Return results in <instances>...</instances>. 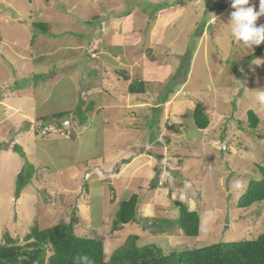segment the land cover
Listing matches in <instances>:
<instances>
[{"label":"rangeland","instance_id":"374dc122","mask_svg":"<svg viewBox=\"0 0 264 264\" xmlns=\"http://www.w3.org/2000/svg\"><path fill=\"white\" fill-rule=\"evenodd\" d=\"M259 3L250 0L257 11ZM231 4L0 0V97L32 107L26 117L9 111L0 125L2 136L9 131L0 152L7 145L0 243L5 233L24 244L33 226L73 221L75 234L103 240L109 258L132 235L166 253L264 232V201L236 203L260 177L255 164L264 165V42L249 51L231 36ZM130 79L144 81V91L131 93ZM91 101L80 121L73 111ZM197 103L209 119L203 129L193 121ZM63 111L71 112L64 129L41 125L40 116ZM133 193L136 220L112 232L115 211ZM183 202L201 216L198 236L177 225L143 230L152 218L174 221Z\"/></svg>","mask_w":264,"mask_h":264},{"label":"trees","instance_id":"16d2710c","mask_svg":"<svg viewBox=\"0 0 264 264\" xmlns=\"http://www.w3.org/2000/svg\"><path fill=\"white\" fill-rule=\"evenodd\" d=\"M128 90L131 93L143 92L144 82L140 81L138 87L130 83ZM93 104L92 102L86 108L75 109L73 115L83 121L85 118L83 114L92 110ZM193 110L194 124L199 129L205 128L209 124V119L201 103H197ZM69 114H71L69 111L56 112L40 116L39 119L44 122L41 125L45 128L55 126L64 129L63 122L69 119ZM257 123L258 117L255 112L249 110L250 129H254ZM38 129L39 127L35 128V131ZM45 133L50 132L46 130ZM129 161L130 159L126 163ZM255 168L260 177L248 183L244 194L236 201L239 208L264 201V165L255 164ZM157 177L158 174L151 181L153 187L158 181ZM21 181L20 174L19 184ZM137 199H139L138 195L133 193L121 201L112 220V232L119 231L123 225L136 220L139 205ZM176 208L178 214L174 221L167 218H152L150 225L142 226L143 230L152 228L156 224H164L167 227L177 225L184 235L198 236L201 218L199 212L190 209L184 202ZM136 239H138L137 235L129 236L128 241L116 248L107 258L103 240L75 234L73 221L57 223L42 229L33 226L24 235V244H19L15 238L5 233L4 240L0 243V264H264V232L254 239L212 243L198 248L171 247L166 253L163 251L165 248L155 242L138 246Z\"/></svg>","mask_w":264,"mask_h":264},{"label":"clouds","instance_id":"9594fccd","mask_svg":"<svg viewBox=\"0 0 264 264\" xmlns=\"http://www.w3.org/2000/svg\"><path fill=\"white\" fill-rule=\"evenodd\" d=\"M231 7L234 9L230 14L231 36L245 49L254 50V46L264 42V24L257 26L256 23L258 18L264 15V3L260 0L258 11L250 5V0H232ZM259 99L264 101V93ZM234 187L242 189L243 185L237 181Z\"/></svg>","mask_w":264,"mask_h":264},{"label":"crops","instance_id":"0c3cea01","mask_svg":"<svg viewBox=\"0 0 264 264\" xmlns=\"http://www.w3.org/2000/svg\"><path fill=\"white\" fill-rule=\"evenodd\" d=\"M179 5V4H178ZM167 7V6H166ZM163 8H165V7H163ZM176 8H182V7H180V6H178V7H176ZM181 12H182V10H180L178 13H177V16H178V14H181ZM130 14V13H129ZM175 16L176 15H174L173 13L171 14V15H169V16H166L168 19H166V24L168 23V24H170L174 19H175ZM115 30V29H114ZM162 36V35H161ZM115 38V37H114ZM2 54H0V56H1ZM4 57H9V56H5V55H3ZM114 57H116V55H114ZM1 61V60H0ZM111 63H113V59L110 61ZM103 70H104V68H102ZM107 73V72H106ZM127 78V77H126ZM129 80V79H128ZM127 80V81H128ZM131 81H133V82H131ZM136 81V79H134V80H131L130 79V82L128 83V84H130V83H134ZM141 82H144V81H142V80H140ZM117 83H119V82H117ZM119 84H121V83H119ZM129 87V86H128ZM18 95V94H17ZM109 95H110V93H109ZM90 103H92V102H90ZM12 103H10V104H8L7 102L5 103L4 102V100L3 99H1V97H0V125H3V123H4V121H7L8 119H9V117H10V114L11 113H8L9 111H13L14 113H18V114H22V117H26V111H28V113L31 111L30 110V108H32V107H30V108H26L25 106H23V105H16V107H12V105H11ZM94 105V104H93ZM91 112V111H90ZM7 133H9V131L7 132ZM7 133L5 134V135H3L2 136V133L0 132V152H2L3 150H2V147H1V143L3 142V138H4V136H6L7 135ZM8 153H9V149H8V147H7V145H6V153L5 154H2V153H0V157H3V158H8Z\"/></svg>","mask_w":264,"mask_h":264}]
</instances>
